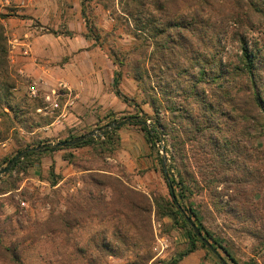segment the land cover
Listing matches in <instances>:
<instances>
[{"label": "trees", "instance_id": "obj_1", "mask_svg": "<svg viewBox=\"0 0 264 264\" xmlns=\"http://www.w3.org/2000/svg\"><path fill=\"white\" fill-rule=\"evenodd\" d=\"M80 3L84 16L96 4L115 21L105 37L91 17L86 18L85 26L114 65L115 94L137 112L129 117L136 121L104 138L61 148H54L49 141L29 142L27 136L52 126L56 116H43L38 111L44 108L43 99L18 96L23 82L12 67L4 24L10 15L0 12V144L14 142L17 155L32 150L0 176V199H10L19 192L21 174H27L36 159L58 152L83 175V187L64 198L65 210L31 223L24 235H18L13 221L3 219L0 213V261L23 264L36 241L58 237L62 240L56 245L60 264H113L111 257L121 258L127 252L135 257L131 264L155 263L154 256L141 253L152 242L154 215L159 222L173 218V225L187 232L194 250L200 244L213 254L189 221L200 224L198 228L214 249L238 264L223 246L224 238L205 229L200 214L188 204L197 190L208 193L214 212L228 221L227 229L247 234L264 251V146L254 142L264 139V44L249 40V35L264 33V0ZM124 36L129 43L120 42L125 41ZM229 41L239 46L233 57H226ZM125 78L136 87L133 97L120 89ZM129 127L145 133L152 150L170 138L176 157L168 170L158 154L168 198L152 201L106 168L77 166L79 151L90 149L94 156H112L117 150L116 134ZM73 134L56 144L88 135ZM46 145L48 149L35 151ZM15 157L8 160L9 165ZM64 180L52 165L51 188ZM72 230L85 239L72 245L68 237ZM64 251L70 254L67 260ZM179 256L174 264L186 254Z\"/></svg>", "mask_w": 264, "mask_h": 264}, {"label": "rangeland", "instance_id": "obj_2", "mask_svg": "<svg viewBox=\"0 0 264 264\" xmlns=\"http://www.w3.org/2000/svg\"><path fill=\"white\" fill-rule=\"evenodd\" d=\"M0 12L10 15L4 24L9 39L12 67L19 73L23 82L18 87L19 97L26 95L29 98L42 99L44 92L41 83H37L29 77L27 70L30 62L25 58L26 56L20 53L23 48L20 47L21 42L27 40L26 36H29V42L33 40V36L30 34L42 35L47 40V44H54L51 47L52 50L55 47L58 48V51L54 52L57 62L64 60L69 63L72 61L81 65L84 72H87L89 65L95 64L100 67V70L107 71V73L112 70L111 76H115V69H112L113 67L110 65L112 62L99 48L85 26L86 18L91 17L103 30L104 37L106 32L112 29L115 21L102 6L94 4L91 9H87L84 16L80 0H0ZM124 40H120V42L129 43L130 41L127 36H124ZM249 40L264 44V33L257 32L249 35ZM111 42L106 46L109 47ZM13 44L16 45L15 49H13ZM226 48L228 54L226 57H233L239 52L238 44L233 41H229ZM12 56L14 60H12ZM79 80L83 79L79 77ZM33 84H36L39 90L37 97H32L29 94L28 86ZM120 89L130 97L136 94V88L130 79L125 78ZM111 90L115 92V84L111 86ZM76 103V106L79 103L82 104V107L85 106L82 101L77 100ZM61 104L63 108L65 99H62ZM43 105V116H56V122L62 110L51 113L50 110L45 109L44 101ZM76 106L68 110L69 114L78 111ZM87 110L94 112L92 109ZM79 112L85 111L82 109ZM95 112L110 113L108 117L106 116L98 122L94 119L91 122L85 120L76 121L77 123L68 122L66 128L61 131L58 129L60 126L57 125L46 127L36 131L34 135L27 136V140L29 142L49 141L56 144L58 141L66 139V136H70L71 133L76 136L101 131L108 124L113 123V120L127 119L137 114L129 103L120 98L116 100V103L111 102L109 106ZM162 117H168V115H162ZM115 137L117 150L111 154L112 156H94L90 149H86L77 152V166L81 168H106L120 175L127 186L146 195L152 201L156 197L168 198L169 189L161 172V158L158 154L162 156L164 169L168 170L174 164L173 160L176 157L170 138L167 137V143L162 142L155 150H152L145 133L138 127L124 128ZM254 142L259 147L264 146V139ZM166 144L167 150H163ZM16 150L14 142L0 144V172L9 166L8 160L17 155ZM63 155L62 152H58L39 160L36 159L35 166L29 169L27 174H21L22 181L19 192L10 199H0L2 218L13 221L12 225L18 235L26 234L31 223L47 219L52 212L65 210L64 198L69 194L76 193L78 188L83 187L80 182L83 175L64 161ZM52 165L55 167V173L61 174L65 178L55 189L51 188L48 182ZM174 172L175 170L172 171L173 174ZM227 200L228 198L225 197L224 201ZM210 202V197L206 191L197 190L188 204L200 214L205 229H208L217 238H224L223 246L227 248L238 264H251V262L253 264L254 261L255 264H264V251L258 247L256 241L245 233H236L233 229H227L225 222L228 223V221L225 220L224 216H219L214 212ZM197 227L200 228V224H197ZM151 231L152 242L150 247L144 253L141 252L144 255L151 254L154 256L153 262L155 263L151 262L150 264H174L176 260H179L180 254H186V256L178 264H222L220 258H217L214 253L210 254L200 244H197L194 250L187 232L175 227L171 217L159 222L153 215ZM77 232L72 230L68 235L72 245L85 239V235H80ZM143 235L149 237L147 233H143ZM61 242L62 240L58 237L41 238L33 244L25 255L23 264H47L48 261L60 264L56 261L60 254L56 250V245L61 244ZM164 247L165 250H163ZM191 250L194 251L190 253ZM219 251L220 256L227 264H235L223 251ZM63 254L67 257L66 260L70 257V254L67 253V256L65 251ZM134 259V255L127 252L124 257H111L110 260L113 264H127V262L131 264ZM0 264H5V262L0 261Z\"/></svg>", "mask_w": 264, "mask_h": 264}, {"label": "crops", "instance_id": "obj_3", "mask_svg": "<svg viewBox=\"0 0 264 264\" xmlns=\"http://www.w3.org/2000/svg\"><path fill=\"white\" fill-rule=\"evenodd\" d=\"M30 35L33 36V40L29 42V36H26L27 40L21 42L22 44L20 46L23 47L20 51L22 55L24 45H28L30 50L31 55L29 57H25L30 62L27 70L29 77L37 81V83L44 81L50 85H54L58 81H63L72 88L77 100L82 101L85 105L82 107V104L79 103V105L76 106V103L75 106L76 110H78L77 112L70 113L65 118L60 116V118L54 122L51 127L55 125L60 126L58 129L61 131L66 128L68 122L74 123L76 121L81 122L83 120L91 122L92 119L98 122V120L100 121V119L103 120L106 116L108 117L110 112L95 111L98 109L102 110L109 106L111 102L116 103V100H118L116 94H114L115 92L111 90V86L115 84L116 79V75L111 76L112 70L110 73H107V71L100 70V67L95 64H91L88 66L87 72H84L81 65L75 64L72 61L69 63L64 60L63 62H57L54 52L58 51V48L55 47L53 48L54 50H52L51 47L54 46V44H47V40L42 35ZM65 55L67 56L68 54ZM110 65L113 67L112 69H115L112 63H110ZM79 77L83 80H79ZM82 109L85 112H79ZM87 109H92L94 112H88ZM68 136L69 135H67L66 138Z\"/></svg>", "mask_w": 264, "mask_h": 264}, {"label": "built area", "instance_id": "obj_4", "mask_svg": "<svg viewBox=\"0 0 264 264\" xmlns=\"http://www.w3.org/2000/svg\"><path fill=\"white\" fill-rule=\"evenodd\" d=\"M15 48L16 45L13 44V49ZM13 53L14 52L12 51V54ZM23 55L27 57L31 55L28 45H24ZM12 59H14L13 56ZM41 85L43 86L44 91L42 94V99L46 106L45 109L50 110L51 113L62 110L60 116L63 118L67 117L69 115L68 110L74 108L77 100V97L74 95L72 88L63 81H58L54 85H50L47 82L41 81ZM28 90L30 96H38L39 90L37 89L36 84L30 85ZM62 99H65V105L63 108L61 104ZM38 111L42 112L43 110L39 109ZM60 116L57 118V120L60 118ZM158 226L161 227L160 224H158ZM163 250H165V247L163 248Z\"/></svg>", "mask_w": 264, "mask_h": 264}, {"label": "water", "instance_id": "obj_5", "mask_svg": "<svg viewBox=\"0 0 264 264\" xmlns=\"http://www.w3.org/2000/svg\"><path fill=\"white\" fill-rule=\"evenodd\" d=\"M134 121H136V118H127L125 120H122L120 122H113V123H110L108 124L103 130L101 131H94V132H91L90 134L84 136V137H81L79 139H76V140H73V141H67V142H63V143H60V144H55L53 145L54 148H61V147H66V146H69V145H76V144H79V143H82V142H85V141H88L90 139H94V140H98V139H101V138H104L108 133L112 132L113 130L115 129H118V128H122L126 125H130L132 124ZM146 126L150 125L149 123H144ZM49 146L46 145V146H43V147H39V148H36L35 151H40V150H45V149H48ZM32 150H28L27 152H30ZM27 152H23L21 154H18L14 160L12 161V163L7 166L4 170H2L0 172V176L6 174L8 171H10L14 165H16V163L26 155ZM195 234L198 236V238H200L203 243L216 255V256H219L222 264H227L223 259L222 257L219 255L218 251L216 249H214L213 245L210 243L209 240H207L203 234L201 233L200 229L194 224L192 223L191 221H189Z\"/></svg>", "mask_w": 264, "mask_h": 264}]
</instances>
